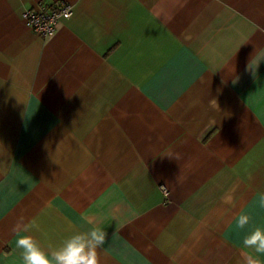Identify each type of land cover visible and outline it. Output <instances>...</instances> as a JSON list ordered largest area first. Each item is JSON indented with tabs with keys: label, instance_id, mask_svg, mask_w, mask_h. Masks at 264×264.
<instances>
[{
	"label": "crops",
	"instance_id": "0c3cea01",
	"mask_svg": "<svg viewBox=\"0 0 264 264\" xmlns=\"http://www.w3.org/2000/svg\"><path fill=\"white\" fill-rule=\"evenodd\" d=\"M93 227L99 264H264V0H0V264Z\"/></svg>",
	"mask_w": 264,
	"mask_h": 264
},
{
	"label": "clouds",
	"instance_id": "9594fccd",
	"mask_svg": "<svg viewBox=\"0 0 264 264\" xmlns=\"http://www.w3.org/2000/svg\"><path fill=\"white\" fill-rule=\"evenodd\" d=\"M228 196L226 203L231 202ZM250 217L241 213L236 218V227L244 229L249 224ZM22 232H27L28 225L22 227ZM106 233L98 227L88 231L77 232L66 239L63 244L51 252L44 251L41 246L29 235H22L16 241V246L21 249L23 264H99L97 249L104 245ZM243 247L251 249L255 254H264V229L257 227L243 238ZM242 264H261L258 255L245 254Z\"/></svg>",
	"mask_w": 264,
	"mask_h": 264
},
{
	"label": "built area",
	"instance_id": "2783aa9c",
	"mask_svg": "<svg viewBox=\"0 0 264 264\" xmlns=\"http://www.w3.org/2000/svg\"><path fill=\"white\" fill-rule=\"evenodd\" d=\"M73 7L65 1H57L55 4H45L39 1L36 6L23 11L22 17L33 32L43 38L51 37L61 18H69Z\"/></svg>",
	"mask_w": 264,
	"mask_h": 264
}]
</instances>
